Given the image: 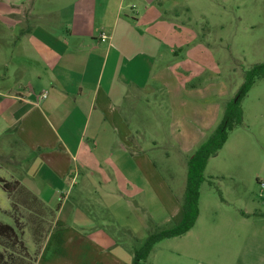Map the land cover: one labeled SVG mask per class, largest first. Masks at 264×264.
Here are the masks:
<instances>
[{
  "label": "crops",
  "instance_id": "crops-1",
  "mask_svg": "<svg viewBox=\"0 0 264 264\" xmlns=\"http://www.w3.org/2000/svg\"><path fill=\"white\" fill-rule=\"evenodd\" d=\"M25 1L0 0V154L22 171L10 170L9 180L53 211L34 264H132V235L143 226L126 194L138 188L134 179L175 225L182 210L144 150L129 153L139 129L126 124L125 110L138 98L163 99L186 153L238 88L193 59L202 56L189 48L196 35L155 9L157 0H145L142 14L136 0Z\"/></svg>",
  "mask_w": 264,
  "mask_h": 264
},
{
  "label": "rangeland",
  "instance_id": "rangeland-1",
  "mask_svg": "<svg viewBox=\"0 0 264 264\" xmlns=\"http://www.w3.org/2000/svg\"><path fill=\"white\" fill-rule=\"evenodd\" d=\"M162 1L158 5L157 0L153 7L190 28L196 39L189 48L198 45L202 51L201 57L193 54V59L216 65L219 77L230 85V90L239 88L245 71L264 63V0H190L188 8H184L185 0H176L174 9L173 0ZM25 2L31 7L35 0ZM144 2L134 3L141 14ZM187 51L185 47L181 54ZM240 105L243 126L237 133L244 139L232 134L218 156L209 159L193 228L158 243L140 264H264V79L255 83ZM125 117L128 126L139 129L134 139L139 146L128 149L131 156L144 150L143 156L151 160L167 189L181 199L186 162L197 147L186 153L179 151L163 99L138 98L125 110ZM14 164L0 154V166L7 168L0 170V180L10 185L6 192L0 182V223L16 230L11 237L0 234V264H34L40 244L52 227L53 211L33 200L17 180H9L10 170L22 174ZM23 166L21 160L20 168ZM134 180L138 188L129 187L126 194L143 221L132 235V246L138 248L149 233L170 228L176 220L168 217L166 208L145 182Z\"/></svg>",
  "mask_w": 264,
  "mask_h": 264
},
{
  "label": "trees",
  "instance_id": "trees-1",
  "mask_svg": "<svg viewBox=\"0 0 264 264\" xmlns=\"http://www.w3.org/2000/svg\"><path fill=\"white\" fill-rule=\"evenodd\" d=\"M261 79H264V63L255 64L244 72L242 84L233 98L227 100L223 105L220 122L187 159L184 191L182 198L178 200L182 210L181 221L170 228L149 233L138 248L132 249V264H140L146 261L153 248L161 241L180 237L193 228L199 214V188L204 181L203 174L206 165L209 159L215 157L222 149L230 133L243 126V111L240 102L247 96L255 83ZM0 182L7 192L10 185L3 180ZM30 196L36 200L31 194ZM0 234L11 237L16 235V230L9 224L0 223Z\"/></svg>",
  "mask_w": 264,
  "mask_h": 264
},
{
  "label": "built area",
  "instance_id": "built-area-1",
  "mask_svg": "<svg viewBox=\"0 0 264 264\" xmlns=\"http://www.w3.org/2000/svg\"><path fill=\"white\" fill-rule=\"evenodd\" d=\"M101 40L102 41L105 40V36L104 35H101ZM45 96H46V94L44 93V94L40 95L38 98H45Z\"/></svg>",
  "mask_w": 264,
  "mask_h": 264
}]
</instances>
